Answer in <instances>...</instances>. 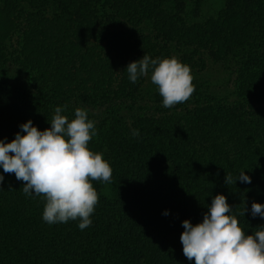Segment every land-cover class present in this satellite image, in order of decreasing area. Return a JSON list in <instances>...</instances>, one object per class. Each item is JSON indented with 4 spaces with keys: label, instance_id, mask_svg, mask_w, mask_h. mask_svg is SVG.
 Masks as SVG:
<instances>
[{
    "label": "trees",
    "instance_id": "obj_1",
    "mask_svg": "<svg viewBox=\"0 0 264 264\" xmlns=\"http://www.w3.org/2000/svg\"><path fill=\"white\" fill-rule=\"evenodd\" d=\"M207 1L0 0V140L29 120L50 128L58 106L69 120L87 109L89 149L113 170L111 183L92 181L99 203L81 231L44 222L45 201L0 168V264H195L182 224L202 223L216 195L247 235L261 230L251 206L264 205V0H220L210 16ZM145 54L190 66L187 102L163 107L151 73L129 80ZM210 65L226 73L224 91ZM241 171L251 184H225Z\"/></svg>",
    "mask_w": 264,
    "mask_h": 264
},
{
    "label": "clouds",
    "instance_id": "obj_2",
    "mask_svg": "<svg viewBox=\"0 0 264 264\" xmlns=\"http://www.w3.org/2000/svg\"><path fill=\"white\" fill-rule=\"evenodd\" d=\"M126 72L132 83L151 73V82L158 86L165 108L187 102L195 92L190 66L175 56L153 59L145 54L130 63ZM67 107L55 108L48 121L51 127L44 131L29 120L20 125L21 131L12 142L0 140V168L24 182L26 197L35 195L45 201L44 222L52 225L79 220L78 227L83 231L93 224L91 216L99 203L92 181L111 183L113 170L102 153L89 149L98 133L88 110L76 108L75 118L69 120L62 114ZM139 135L138 129L132 130L133 137ZM237 180L252 183L251 177L241 171L235 179L227 173L225 184H236ZM3 182L4 176L0 175V185ZM251 215L264 219V205L253 202ZM182 226L183 254L195 264H264V226L247 235L224 195L212 199L202 223L193 225L185 220Z\"/></svg>",
    "mask_w": 264,
    "mask_h": 264
},
{
    "label": "rangeland",
    "instance_id": "obj_3",
    "mask_svg": "<svg viewBox=\"0 0 264 264\" xmlns=\"http://www.w3.org/2000/svg\"><path fill=\"white\" fill-rule=\"evenodd\" d=\"M206 9L205 13H207V16H210L216 9L221 7V1L220 0H208L206 3ZM207 79H209V82H212V86L216 88L215 90L221 92L224 91L226 88L227 83V75L226 73L218 66L210 65V70L207 75Z\"/></svg>",
    "mask_w": 264,
    "mask_h": 264
}]
</instances>
